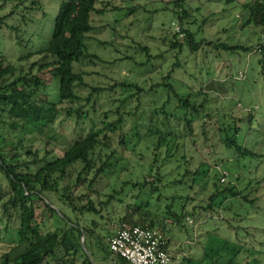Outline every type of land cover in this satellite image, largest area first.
I'll return each instance as SVG.
<instances>
[{
	"label": "trees",
	"instance_id": "obj_1",
	"mask_svg": "<svg viewBox=\"0 0 264 264\" xmlns=\"http://www.w3.org/2000/svg\"><path fill=\"white\" fill-rule=\"evenodd\" d=\"M15 1L13 7L12 0L0 7L9 9L0 15V31L14 16L22 21L35 20L38 12L45 16L44 0ZM192 1L161 0L160 8L151 11L154 15L170 13L171 23L178 24V32L163 39L164 52L153 56L145 45L129 47L132 56H143L144 62L137 63L140 67L154 59L166 61L164 56L170 55L172 64L166 75L148 87L128 80L106 87L85 83L84 61L96 58L88 52L94 24L99 22L95 17L108 15L111 4L101 3L103 7L98 9L99 0H67L60 6L51 37L43 46L14 62L0 56V236L5 233L11 244L0 264H91L81 240L84 246L88 243L91 255L103 253L101 258L97 256L98 264H129L109 251V239L117 225L159 231L170 255L176 228L182 229L185 223L193 233L210 220L213 229L206 234L213 233L212 248L216 250H209V264H221L219 248L228 249L231 240L219 230L232 232L234 219L226 224L215 217L229 214L238 204L258 202L259 187L250 193L246 189L261 185L264 178L248 179L247 187L241 189L240 171H227V160L206 161L203 150L212 147L208 145L207 121L214 120L215 135H222L219 144L236 158L252 154L238 143L237 136L244 119L252 125L253 111L239 117L230 106L214 115L208 112L209 101L229 93L227 78L232 75L223 79L211 76L206 82L199 75L202 84L195 88L174 77L173 72L179 70L188 76L191 71L186 60H196L207 46L213 51L255 55L258 76L264 81V37L254 47L205 41L203 29L211 16L201 14L202 8L194 7ZM234 2L224 0V5ZM240 6L246 14L242 26L264 33V0H249ZM126 7L114 9L119 17L112 21L113 26L123 22ZM146 8L137 10L131 5L129 10L148 12ZM10 39L15 45L23 43L20 36ZM35 55L40 59L25 66ZM157 68L151 66L146 74ZM179 86L184 90H178ZM67 123L73 131L70 140L57 129V125ZM56 150L59 153L55 154ZM135 167L145 171L151 181L128 172L127 180L104 192L115 171H134ZM222 172L226 173V183L221 182ZM167 190L172 193L167 194ZM200 193L206 194L204 199L199 198ZM167 200L169 204L164 203ZM195 201L199 204L188 209ZM116 202H126L123 211L115 212ZM207 255L204 252L202 259ZM175 258L178 256L170 255V264ZM248 259L246 256L239 264H251ZM188 262L191 259L177 263ZM227 264L235 263L229 260Z\"/></svg>",
	"mask_w": 264,
	"mask_h": 264
},
{
	"label": "rangeland",
	"instance_id": "obj_2",
	"mask_svg": "<svg viewBox=\"0 0 264 264\" xmlns=\"http://www.w3.org/2000/svg\"><path fill=\"white\" fill-rule=\"evenodd\" d=\"M66 1L44 0L42 9H44L45 16L42 17L41 12H38L35 15V20L25 18V21H22V17L18 15L7 20V24L0 31V56L14 62L17 57L26 55L35 48L43 46L51 37L54 20L60 6ZM247 1L249 0H235L233 4L226 6L224 5V0H193L191 4L194 7L200 6L202 8L201 14L211 16L208 24L203 29L205 41H220L229 46L245 45L254 47L257 41L264 37V33L258 28L242 26L246 14L243 12L240 3ZM9 2L10 0H0V7ZM101 3L104 5L106 3L111 4L107 7L108 15L106 13L95 17V21L99 22L94 24L95 30L89 38L88 52L96 58H87L84 61L82 71L86 73L84 76L85 83L93 87H106L121 80H128L143 87L157 83L161 77L166 75L168 68L172 64L169 60L170 55L167 53L164 56V59H167L166 61L154 59L149 61L146 67H140L137 66V63L144 62L143 56H132L133 51L129 47L137 49L138 44L145 45L153 56L159 55L166 50L162 46L163 39H170L174 33H177L178 24L174 21L171 23L170 13L165 12L156 15L151 13L154 8H160L161 0H99L98 9L103 7ZM14 4H16V1L12 0V7ZM130 4L135 5L137 10L141 6H147L146 10L148 12L144 10L137 13L131 12L129 10ZM125 5L127 7L122 14L125 17L123 22H118L116 26H113L114 23L112 21L119 17L118 12L114 9ZM22 9L23 7H21V11ZM7 11L9 9L1 10L0 8V15H4ZM13 27L17 28V31L10 29ZM15 36L21 37L22 45L13 43L10 38L13 39ZM39 59L40 56L38 55L32 56L28 63H24V65L29 66ZM184 60V57H182L180 63L182 64ZM186 61V66L191 71L190 74L187 76L177 70L173 72V76L183 79L186 85H192L195 88L202 84V80L200 81L198 78L199 75L202 76L204 82L211 79V76L222 79L229 75L234 76L233 78H227L229 92L227 96H221L219 100L209 101L208 112H210V115H214L223 107L228 106L236 110L235 115L237 117H239V114L244 115L247 110L253 111L254 121L252 125L249 126L247 120L244 119V122L240 124L241 131L237 136L238 143L252 154L236 155V158H234L231 152L226 151L219 144L218 140L222 138V135L221 138L215 135L217 127L213 124L214 120H210L207 121L210 123L207 129L210 131L209 137L211 138L208 145L212 147L204 148L205 158H203L206 161L208 160L209 163L215 160H227L224 167L227 171H240V180L243 179L241 189L247 187L248 179L256 178L258 181L264 178V81L258 76L257 57L253 54L246 55L242 52L213 51L212 48L204 46L198 52L196 60L190 57ZM154 65L158 66L156 72L146 74L147 69ZM194 76L197 77V81H195ZM177 89L184 90V87L179 86ZM185 91H187V88H185ZM55 98L56 96L52 97L53 100ZM228 100L230 101L229 103ZM133 103L134 101L130 103L131 107L134 106ZM241 107L242 109L239 110ZM67 125L68 123L63 126L57 125V129L58 132L65 134L70 140L73 138V131ZM56 153H59L58 150H56ZM219 167L216 166L215 168ZM128 172H133L134 175L142 178L146 176L145 171H142L139 167H135L134 171H115V175L109 178L108 188L104 192L108 193L111 188L118 187L120 181L127 180ZM161 172L165 174L168 171ZM117 177L118 179H116ZM166 179H170V176ZM147 180L149 182L151 178L146 176ZM227 180L226 178L225 181ZM163 184H167L166 181ZM251 186L247 187L246 193L254 192L256 187H259L256 190L259 192L258 196L260 197L258 202L252 205L248 203L238 204L231 210L230 215L222 213V216L215 217L217 222L226 224L231 218L234 219L232 221L234 222L232 232L224 228L219 230V233L221 231V234L229 238L232 243L229 242L228 249L219 248L221 258L218 259L221 264H227L229 260L239 264L241 259L246 256L249 258L248 261L252 262L251 264L253 262L254 264H264V181L253 189H251ZM166 193L170 194L172 191L167 190ZM205 196L206 194L200 193L199 198L204 199L203 197ZM127 200L126 202H129V199ZM55 201L61 204L58 200ZM126 202L124 204L116 202L115 212L123 211ZM164 203L169 204L170 201L167 200ZM198 204V201H195L189 205L188 209ZM96 219L99 220L98 217ZM116 220L117 218L113 219L115 223ZM212 224L211 220L206 221L203 229L197 228L193 233L191 226H186L185 223L182 224L183 230L176 228L173 233L174 236L171 237L170 255L172 257L178 256V258H175L176 260L172 261L171 264L184 263L190 259L191 262L187 264H209L212 259L209 257L211 255L209 250L214 249L212 247L215 244L214 240H212L213 233H211L212 236H209L206 231L213 229V227L209 226ZM118 228L117 225L116 228H113V231L115 232ZM81 248L91 264H98L97 256L101 258L103 253L96 252V254L92 253L91 255L88 243L84 246L81 242ZM10 250V241L6 234L3 233L0 236V258L9 253ZM179 250H181L180 254L176 252ZM204 252L208 255L205 259H202Z\"/></svg>",
	"mask_w": 264,
	"mask_h": 264
},
{
	"label": "built area",
	"instance_id": "obj_3",
	"mask_svg": "<svg viewBox=\"0 0 264 264\" xmlns=\"http://www.w3.org/2000/svg\"><path fill=\"white\" fill-rule=\"evenodd\" d=\"M226 178V173L222 172L221 182H225ZM108 246L113 255L129 264H170L171 261L166 239L157 230L122 225L115 230Z\"/></svg>",
	"mask_w": 264,
	"mask_h": 264
},
{
	"label": "crops",
	"instance_id": "obj_4",
	"mask_svg": "<svg viewBox=\"0 0 264 264\" xmlns=\"http://www.w3.org/2000/svg\"><path fill=\"white\" fill-rule=\"evenodd\" d=\"M169 251H170V249H169Z\"/></svg>",
	"mask_w": 264,
	"mask_h": 264
},
{
	"label": "water",
	"instance_id": "obj_5",
	"mask_svg": "<svg viewBox=\"0 0 264 264\" xmlns=\"http://www.w3.org/2000/svg\"><path fill=\"white\" fill-rule=\"evenodd\" d=\"M81 242H82V240H81Z\"/></svg>",
	"mask_w": 264,
	"mask_h": 264
}]
</instances>
